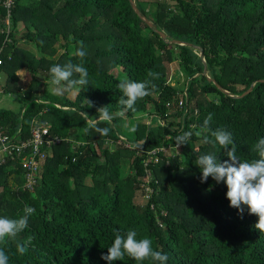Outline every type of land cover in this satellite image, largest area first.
I'll return each mask as SVG.
<instances>
[{
  "label": "trees",
  "instance_id": "obj_1",
  "mask_svg": "<svg viewBox=\"0 0 264 264\" xmlns=\"http://www.w3.org/2000/svg\"><path fill=\"white\" fill-rule=\"evenodd\" d=\"M3 1L0 89L20 95L25 104L18 113L0 109V124L11 135L20 129V139L29 135L37 118L64 138L45 159L33 189L24 187L19 158L0 164V216L17 219L25 205L36 210L23 232L0 245L9 264H108L101 254L108 252L117 233L126 235L129 229L167 254V264H264V231L255 227L258 216L245 211L241 218L230 207L227 185L211 176L201 183L202 172L194 163L209 153L229 159L218 143L203 142L209 113V128L231 132L241 160L259 158L254 147L264 137V0H135L168 41L140 18L129 0H11L9 9ZM20 23L24 30L17 36ZM22 39L36 54L18 44ZM174 39L191 45L170 41ZM81 42L88 85L63 91L61 82L59 92L50 91V67L80 64L74 53ZM196 46L203 50L206 75ZM172 61L186 75L181 84L170 74ZM22 67L30 77L25 90L15 74ZM126 78L149 81L150 94L138 99L134 111L116 115L111 123L100 122L99 127L111 129L107 136L89 130L79 112L98 119V107L106 106L113 115L122 111L116 85ZM186 83L184 113L178 100ZM251 85L246 95L234 97ZM126 117L135 124L124 141L118 126ZM184 131L193 132L189 143L166 157L160 153L162 161L151 166L153 191L146 196L141 187L145 152L174 146ZM209 139L214 140L210 133ZM108 143L115 148L110 150ZM29 237L31 244L21 255L17 244ZM112 264L137 261L125 254ZM142 264L153 261L146 258Z\"/></svg>",
  "mask_w": 264,
  "mask_h": 264
},
{
  "label": "clouds",
  "instance_id": "obj_2",
  "mask_svg": "<svg viewBox=\"0 0 264 264\" xmlns=\"http://www.w3.org/2000/svg\"><path fill=\"white\" fill-rule=\"evenodd\" d=\"M74 54L80 58V64L71 62L64 65L54 64L49 69L51 83L59 86L61 82H64L65 88L63 91H67L76 85L84 86L89 83L88 70L83 66L87 52L84 50L82 42ZM74 74H78L79 78L72 79L71 77ZM148 76L155 77V74L149 71ZM149 83V81H135L127 78L120 80L116 85V89L122 93L119 103L123 106V110L115 115L111 114L106 106L97 108L98 119H91L88 112L83 110L79 112V115L86 122L89 130H94L101 136H107L111 129L108 127L101 128L98 124L100 122L111 123L116 115L123 117L127 110L134 111L138 99L150 94ZM86 105L91 107L93 102L87 100ZM212 116L213 114L209 113L204 120L203 142L218 143L220 148L225 150V154L229 159L221 160L217 153L203 154L196 157L194 163L202 172L199 180L201 183H205L211 176L217 184L225 183L228 189L226 197L230 201V207L237 209L241 218L245 211L248 214H256L258 222L255 227L264 231V137L260 138L254 147V151L259 158L251 161L241 160L236 155V144L232 133L225 129L211 130L209 128ZM209 133L211 137H214V140L209 139ZM195 135L201 136L202 132L196 131ZM192 136V131L182 132L175 138L177 147L189 143ZM229 146L231 147L229 148ZM35 211L34 207L25 205L23 215L17 219L0 216V245L5 244L7 239H14L19 233L23 232L28 227L29 218ZM137 235V231L133 229H129L126 235L117 233L114 242L108 247V252L101 254V259L107 261L108 264H112L115 260H124V256L127 254L135 259L137 264H142L146 258L153 261V264H167V254L152 248V241L149 238L137 239ZM31 241L32 238L29 237L26 243L17 244V251L21 255L25 254ZM9 259L5 247H0V264H9Z\"/></svg>",
  "mask_w": 264,
  "mask_h": 264
},
{
  "label": "built area",
  "instance_id": "obj_3",
  "mask_svg": "<svg viewBox=\"0 0 264 264\" xmlns=\"http://www.w3.org/2000/svg\"><path fill=\"white\" fill-rule=\"evenodd\" d=\"M3 4L6 9H9L11 0H4ZM182 90L184 97L178 100V105L184 107V113H186L187 83ZM159 119L163 123V120ZM17 135L18 133L15 135L8 134L0 124V164L7 163V160L19 158L24 177V187L33 189L38 181L37 175L41 170V166L48 156V151L53 145L59 144L63 139L51 133L46 123L37 119L31 124L28 136L19 139ZM173 148H178L177 144L174 146H159L145 152L142 162L146 173L145 181L141 182V187L144 188L146 196H149L153 191L149 183L152 175L151 166L162 161L163 157H160L161 154L165 157L170 155ZM72 160L74 161L75 157ZM167 162L168 160L166 159Z\"/></svg>",
  "mask_w": 264,
  "mask_h": 264
},
{
  "label": "rangeland",
  "instance_id": "obj_4",
  "mask_svg": "<svg viewBox=\"0 0 264 264\" xmlns=\"http://www.w3.org/2000/svg\"><path fill=\"white\" fill-rule=\"evenodd\" d=\"M24 30L23 28V24L20 23L19 27L17 28V36H21L22 34V31ZM19 31V32H18ZM9 41V39H7ZM21 43L23 42H19L18 44L21 45ZM26 47H29L31 49L34 50V47H32L31 45H27ZM57 53H60V51L62 50L61 49V46H57ZM35 53H36V49H35ZM179 63H177V61H172V62H169L168 63V67L170 69V72H171V65L175 67L178 65ZM119 71V69L116 70V73ZM20 74V77L22 78L21 80V89L22 90H25L26 88H28V84L30 82V77L28 76V73L25 71V70H21V72L19 73ZM3 77V76H2ZM175 79H177L178 83H182L184 80H185V75H183L182 77L180 75H177V76H174ZM40 82H45V79L43 76H38ZM2 80V79H1ZM2 82V81H1ZM48 89H50L52 92H59L61 87L60 85L57 86V85H49L47 86ZM71 96H75V91L71 93ZM25 100H23V98L20 96V95H14V94H8V93H4V92H1V89H0V109H6V110H10L12 112H15V113H18L22 110L25 102ZM135 123V119L132 118L131 122L130 120L128 121H124L123 120V124L119 125L118 128L120 130V132L126 136H129L130 135V132H131V128L133 127V124ZM132 136V135H131ZM131 136L129 138H131ZM174 152H179L178 148H173L172 149ZM127 173V168H124V174ZM86 182L89 183V179H86Z\"/></svg>",
  "mask_w": 264,
  "mask_h": 264
},
{
  "label": "water",
  "instance_id": "obj_5",
  "mask_svg": "<svg viewBox=\"0 0 264 264\" xmlns=\"http://www.w3.org/2000/svg\"><path fill=\"white\" fill-rule=\"evenodd\" d=\"M129 1H130V3H131V6L133 7L134 11L140 16V18H141V19H142V20H143V21H144V22H145L150 28H152L155 32H157V33L160 35V37H161L162 39L168 41L167 38H166L167 35L165 34V32H163L162 30L157 29V28L155 27V25L153 24V22L150 21L148 18H146V17L140 12V10L138 9V7L136 6L135 0H129ZM170 41H171V42H175V43H179V44H187V45H191V44H189V43H187V42H182V41L175 40V39H174V40H170ZM196 48L200 50V51H199V56H200V58L202 59V61L204 62V68H203V72H202V73H204V74L206 75V64H205V59H204L203 50H202L199 46H196ZM207 78H208L211 82H213L219 90H221V91H223V92H225V93H228V91L225 90V89H223V88L219 85V83L216 82V80H215L214 78H211V77H209L208 75H207ZM261 81H262V80H261ZM252 86H253V85H251L247 90H245V91L242 92L241 94H239V95H234V97H242V96L246 95V94L252 89Z\"/></svg>",
  "mask_w": 264,
  "mask_h": 264
},
{
  "label": "crops",
  "instance_id": "obj_6",
  "mask_svg": "<svg viewBox=\"0 0 264 264\" xmlns=\"http://www.w3.org/2000/svg\"><path fill=\"white\" fill-rule=\"evenodd\" d=\"M19 42H23V43H21V47H24V48H26V49H28V50H31L32 52H35V47L31 44V43H29V42H25V40H19L18 41V43ZM20 45V44H19ZM27 45H31L32 47H34V50L33 49H31V48H29V47H26ZM34 54H36V53H34ZM178 63V62H177ZM171 67H172V69H171V76L172 77H174V76H177V75H180L181 77L183 76V75H185V73L183 72V70H182V68L179 66V64L175 67V65L174 66H172L171 65ZM21 70H25L26 71V68L25 67H22V68H20V69H18L17 71H16V76H17V78H18V82L20 83V86H21V80H22V78L20 77V72H21ZM27 72V71H26ZM186 76V75H185ZM4 80V76L2 77V76H0V82L2 81V80ZM46 81V80H45ZM52 83H50V84H48V86L49 85H51ZM50 90V89H49ZM51 91V90H50ZM35 119H37V118H35ZM35 119H33V121L35 120ZM38 120V119H37ZM128 120H130V122H131V120H132V118L131 117H126V118H124V121H128ZM33 121H32V123H33ZM135 124V123H134ZM134 124H133V127H134ZM133 127L131 128V132H130V135L129 136H126V135H122L121 136V138H122V140H127V139H129V137L132 135V131H133ZM20 131V129H18V132ZM17 132V133H18ZM16 134V133H15ZM54 134V133H53ZM19 135V134H18ZM57 135V134H56ZM61 138V137H60ZM63 140H64V138H62ZM62 140V141H63ZM61 141V142H62ZM60 142V143H61ZM57 145V144H56ZM54 146V145H53ZM53 146H52V148H53ZM107 147L110 149V150H112V149H114L115 148V146H114V144H111V143H108L107 144ZM52 148L48 151V156L51 154V150H52Z\"/></svg>",
  "mask_w": 264,
  "mask_h": 264
}]
</instances>
